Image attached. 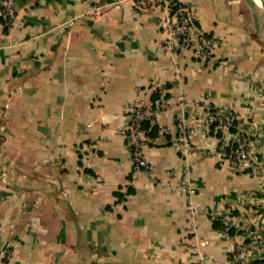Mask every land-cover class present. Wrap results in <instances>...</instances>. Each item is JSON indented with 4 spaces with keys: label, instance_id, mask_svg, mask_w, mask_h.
Masks as SVG:
<instances>
[{
    "label": "crops",
    "instance_id": "crops-1",
    "mask_svg": "<svg viewBox=\"0 0 264 264\" xmlns=\"http://www.w3.org/2000/svg\"><path fill=\"white\" fill-rule=\"evenodd\" d=\"M181 1L216 41L205 60L163 47L160 6L18 0L10 31L0 9V264H227L247 228L264 237L262 0ZM205 99L258 137L260 174L217 155ZM142 100L148 171L127 133Z\"/></svg>",
    "mask_w": 264,
    "mask_h": 264
},
{
    "label": "built area",
    "instance_id": "built-area-1",
    "mask_svg": "<svg viewBox=\"0 0 264 264\" xmlns=\"http://www.w3.org/2000/svg\"><path fill=\"white\" fill-rule=\"evenodd\" d=\"M137 8H148L160 6L163 9L162 28H163V47L174 52L177 49L192 48L194 55L205 60L211 55L212 49L216 47V41L204 35L195 25L193 11L181 0H132ZM0 9L6 19L7 30H12L16 25L18 0H0ZM206 108L210 111L209 122H213L215 128L223 132L222 145L217 151V155L227 161L235 170H247L253 174H260L263 170L262 161L259 157L261 147H259L258 137L251 138V135L234 129L238 120L236 112L226 105L212 106L204 100ZM159 110V106L153 109L144 100L140 101L135 107L130 109L128 115L127 133L129 139L132 160L138 167L148 171L150 165L142 154L145 140L144 124L150 121ZM182 143L187 146L185 126L181 127ZM229 148V150H228ZM182 186L186 188L191 196L194 192L187 178L182 180ZM264 194V193H263ZM251 193L249 199L264 201V195L257 197ZM189 211L191 215L205 212L213 219L220 221L222 228L229 233L234 226V219L229 211L216 205L211 211L200 210L190 203ZM257 214V212H254ZM249 240V244L246 240ZM198 264H204L200 262ZM227 264H264V237L258 230L247 228L240 235V242L237 243L230 254Z\"/></svg>",
    "mask_w": 264,
    "mask_h": 264
},
{
    "label": "water",
    "instance_id": "water-1",
    "mask_svg": "<svg viewBox=\"0 0 264 264\" xmlns=\"http://www.w3.org/2000/svg\"><path fill=\"white\" fill-rule=\"evenodd\" d=\"M262 5H263V8H264V0H262Z\"/></svg>",
    "mask_w": 264,
    "mask_h": 264
},
{
    "label": "trees",
    "instance_id": "trees-1",
    "mask_svg": "<svg viewBox=\"0 0 264 264\" xmlns=\"http://www.w3.org/2000/svg\"><path fill=\"white\" fill-rule=\"evenodd\" d=\"M144 125H147V122H145V124Z\"/></svg>",
    "mask_w": 264,
    "mask_h": 264
}]
</instances>
